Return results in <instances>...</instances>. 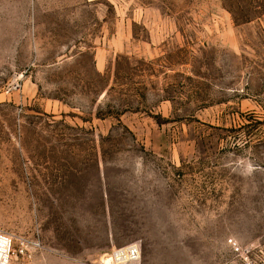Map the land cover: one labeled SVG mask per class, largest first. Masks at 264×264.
<instances>
[{
	"label": "rangeland",
	"instance_id": "1",
	"mask_svg": "<svg viewBox=\"0 0 264 264\" xmlns=\"http://www.w3.org/2000/svg\"><path fill=\"white\" fill-rule=\"evenodd\" d=\"M11 264H264V0H0Z\"/></svg>",
	"mask_w": 264,
	"mask_h": 264
},
{
	"label": "built area",
	"instance_id": "2",
	"mask_svg": "<svg viewBox=\"0 0 264 264\" xmlns=\"http://www.w3.org/2000/svg\"><path fill=\"white\" fill-rule=\"evenodd\" d=\"M37 242L28 243L23 239L0 232V264H11L19 257H26L30 251L39 248ZM141 259L140 249L137 245H131L115 251L110 259L111 264H135Z\"/></svg>",
	"mask_w": 264,
	"mask_h": 264
},
{
	"label": "bare ground",
	"instance_id": "3",
	"mask_svg": "<svg viewBox=\"0 0 264 264\" xmlns=\"http://www.w3.org/2000/svg\"><path fill=\"white\" fill-rule=\"evenodd\" d=\"M111 258V257H110ZM105 264H111L110 260H106Z\"/></svg>",
	"mask_w": 264,
	"mask_h": 264
}]
</instances>
